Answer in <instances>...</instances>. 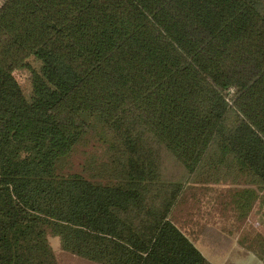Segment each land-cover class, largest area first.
I'll return each mask as SVG.
<instances>
[{
    "label": "trees",
    "instance_id": "trees-1",
    "mask_svg": "<svg viewBox=\"0 0 264 264\" xmlns=\"http://www.w3.org/2000/svg\"><path fill=\"white\" fill-rule=\"evenodd\" d=\"M38 49L63 67L47 106L14 74ZM203 182L242 219L264 190V0L0 2V264H59L50 236L99 264H213L173 220Z\"/></svg>",
    "mask_w": 264,
    "mask_h": 264
},
{
    "label": "rangeland",
    "instance_id": "rangeland-1",
    "mask_svg": "<svg viewBox=\"0 0 264 264\" xmlns=\"http://www.w3.org/2000/svg\"><path fill=\"white\" fill-rule=\"evenodd\" d=\"M47 55L38 49L14 69L29 99L39 106L49 105L56 95L55 82L63 68L58 61L57 66L51 64L54 54ZM233 187L212 182L195 184L173 215L175 223L213 264H253L256 251L251 245L262 246L258 237L264 238V190L248 217L242 219L233 202ZM50 243L59 264H99L63 249L58 237L50 236Z\"/></svg>",
    "mask_w": 264,
    "mask_h": 264
},
{
    "label": "crops",
    "instance_id": "crops-1",
    "mask_svg": "<svg viewBox=\"0 0 264 264\" xmlns=\"http://www.w3.org/2000/svg\"><path fill=\"white\" fill-rule=\"evenodd\" d=\"M253 255H254V254H253ZM254 258H255V259L252 260L251 263H253V264H257V263H259V264H264V261H263L262 259H260L257 255H255Z\"/></svg>",
    "mask_w": 264,
    "mask_h": 264
}]
</instances>
